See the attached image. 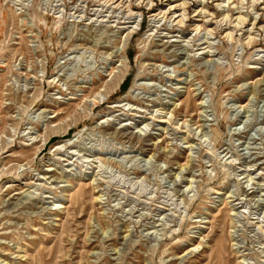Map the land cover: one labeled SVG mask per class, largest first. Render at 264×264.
Segmentation results:
<instances>
[{"label":"rangeland","instance_id":"rangeland-1","mask_svg":"<svg viewBox=\"0 0 264 264\" xmlns=\"http://www.w3.org/2000/svg\"><path fill=\"white\" fill-rule=\"evenodd\" d=\"M0 264H264V0H0Z\"/></svg>","mask_w":264,"mask_h":264},{"label":"bare ground","instance_id":"bare-ground-1","mask_svg":"<svg viewBox=\"0 0 264 264\" xmlns=\"http://www.w3.org/2000/svg\"><path fill=\"white\" fill-rule=\"evenodd\" d=\"M106 2H107V1H106ZM201 11H202V10H201ZM184 13H185V11H184ZM181 20H182V19H181ZM237 20H238V21H237V25H238V23H241V22L243 23V22H244V19L239 18V17H238ZM242 23H241V24H242ZM239 29H240V28H239ZM231 34H232V33H231ZM114 105H115V104H114Z\"/></svg>","mask_w":264,"mask_h":264},{"label":"trees","instance_id":"trees-1","mask_svg":"<svg viewBox=\"0 0 264 264\" xmlns=\"http://www.w3.org/2000/svg\"><path fill=\"white\" fill-rule=\"evenodd\" d=\"M126 82L123 84V87L125 86Z\"/></svg>","mask_w":264,"mask_h":264}]
</instances>
